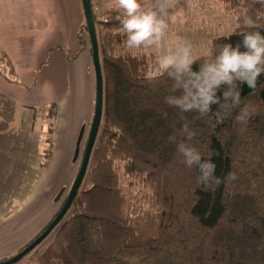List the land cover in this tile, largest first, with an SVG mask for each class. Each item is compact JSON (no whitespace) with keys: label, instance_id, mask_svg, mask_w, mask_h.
<instances>
[{"label":"trees","instance_id":"16d2710c","mask_svg":"<svg viewBox=\"0 0 264 264\" xmlns=\"http://www.w3.org/2000/svg\"><path fill=\"white\" fill-rule=\"evenodd\" d=\"M216 1L234 15L236 28L213 38L208 50L224 43L235 46L241 33L250 30L264 35V5L256 0ZM140 2L143 6L147 0ZM90 7L102 74L101 120L82 184L35 264H264V74L255 90L241 85V107L247 105L252 113L247 126L235 121L239 109L222 123L211 113H180L164 103L173 94V81L166 75L149 81L152 57L125 47L126 37L117 31L122 13L107 9L98 15L91 0ZM244 9L256 29L243 26ZM85 32L84 22L80 51ZM203 54L193 71L199 70ZM0 76L22 86L1 51ZM224 90L226 86L217 95ZM55 105L49 112L54 113ZM185 122L196 133L186 142L202 158H210L216 176L224 180L213 190L196 184L198 169L185 166L175 146L167 143ZM48 145L42 153L46 162L54 148ZM228 173L236 179H224Z\"/></svg>","mask_w":264,"mask_h":264},{"label":"crops","instance_id":"0c3cea01","mask_svg":"<svg viewBox=\"0 0 264 264\" xmlns=\"http://www.w3.org/2000/svg\"><path fill=\"white\" fill-rule=\"evenodd\" d=\"M194 1V6H191L194 11L198 4H203L206 6L202 5V11L207 12L206 20L208 17H214L217 21L221 12L215 2ZM177 2L178 0H170V5L173 6L170 7L171 15L167 19L169 27L165 45L177 37L189 42L190 38L195 50L198 47L200 50L201 35L213 33L215 29H191L190 25H186L190 24L191 20L185 12V1L178 6ZM181 8L183 14L175 15ZM84 22L81 0H0V51L6 56L22 85L10 84L0 76V184L2 189H7V195H4L3 191L0 193V217L8 220L2 225L5 228V236H13L15 239L24 235L18 229V225L23 222L18 224L14 219L21 206L20 203H14L22 196L9 194V191L17 184L20 188L16 189L29 184L31 181L28 172L42 171L39 166L38 137L31 131L32 118H36L33 109L37 110L51 102L58 104L61 114L70 92L78 84H82V81L86 82L87 88L89 86L95 89V76L92 79L88 60L91 47L88 46L89 38L84 33L81 35L84 49L80 51L79 46L80 28ZM155 52L156 57L159 50ZM74 68L80 72L79 78ZM31 86L33 88L29 91L23 88ZM91 95L88 92V98ZM70 107L74 112L76 104H71ZM78 127L79 124L75 125L73 122L61 127L59 121L58 142L55 143L54 150L61 156L65 155V159L69 157L71 150H67V146L60 147L62 131L65 132L66 143L72 144ZM31 158L33 166L28 165ZM28 237L25 241L20 240L17 246L11 249L2 250L17 251L31 239ZM1 255L0 258L6 256Z\"/></svg>","mask_w":264,"mask_h":264},{"label":"clouds","instance_id":"9594fccd","mask_svg":"<svg viewBox=\"0 0 264 264\" xmlns=\"http://www.w3.org/2000/svg\"><path fill=\"white\" fill-rule=\"evenodd\" d=\"M264 5V0H256ZM170 0H147L146 5L140 0H108L107 9H116L122 13L118 32L125 35L124 45L135 52L150 53L159 50L155 63L147 72L149 81L166 75L173 81L170 94L164 98V103L177 109L180 113L197 112L200 116L209 113L222 123L230 111L239 109L235 121L247 126L251 111L247 105L241 107V85H247L251 90L257 88L258 78L264 74V35L259 30L241 33L242 40L235 46L224 43L216 50L209 49L201 57L198 71H193V46L191 42L177 37L165 45L167 19L170 13ZM183 9H178L175 15H182ZM243 26L256 29L258 26L244 9ZM240 17H237V21ZM240 27V24H237ZM243 47V51H241ZM222 86L226 90L222 96L217 92ZM179 92V95L175 93ZM217 110L213 111L212 106ZM163 117L166 112L161 113ZM183 119V117H181ZM196 133L190 130L187 122L183 123L178 133L167 137V143L173 144L182 157V163L189 169L197 168L199 175L195 182L203 190L210 191L224 182L216 176V164L209 158H202L201 153L190 143ZM179 137H183L178 140ZM187 141V142H186ZM235 180L234 173H228L224 178Z\"/></svg>","mask_w":264,"mask_h":264},{"label":"rangeland","instance_id":"374dc122","mask_svg":"<svg viewBox=\"0 0 264 264\" xmlns=\"http://www.w3.org/2000/svg\"><path fill=\"white\" fill-rule=\"evenodd\" d=\"M92 6L94 12H96L98 15H101L104 13L107 8H105V4L108 3V0H91ZM183 0H178L176 3L177 6L182 4ZM184 5H186V14L190 17V28L193 30H204V31H210L214 30L213 33H209L208 35L202 34V47L199 50L200 47H198L197 50H195V46L193 44V40L189 38L192 46H193V58H198L201 54L206 52L208 50V45H210L213 38H216L218 36L227 35L232 33L235 28V17L230 12H226L224 10V5L219 3L216 0H211L217 4L220 10V14L217 18V21L214 20V17H208V20H206L207 12L202 11V5L198 4L197 7H195V11L191 8V6H194V0H184ZM174 4V5H176ZM173 5H170L169 7H172ZM205 6V5H203ZM206 7V6H205ZM214 14V13H213ZM188 19V18H187ZM88 37V33H84ZM89 46V44H88ZM149 56L152 57V64L155 63V50L151 51L150 53H146ZM152 54V55H151ZM89 66L91 70L92 79L94 77V70H93V63H92V54L89 52ZM71 60V59H69ZM76 70V75L80 76V72ZM73 74L75 75V71L73 70ZM17 80L18 76L15 75ZM74 82V81H73ZM94 88H90L85 81H82V84H78L77 87L70 92V96L65 104V107L63 108V111L61 114L59 113L58 104L56 103H46L48 107L42 108L39 107V112L36 114V118H32L31 123V131L32 133L36 134L38 137V148H39V155L42 156V153L46 147L49 148L48 144L54 145L58 142V135H57V129L59 121H61V127H65L68 122H73L75 125L79 124L78 132L76 137L74 138V142L72 144L66 143L64 139L65 132L62 131V135L60 136V147L67 146V150H71V153L67 159H65V155L61 154L59 155L53 148L51 158L48 162H46L42 156L39 157V166L41 173L38 172H28V175L30 176V183L27 184L24 187L20 188V185L17 184L15 188H12L11 191H9V194L16 193L17 195L22 196L20 200L14 203L16 205L17 203H20V210L17 216H15V221L19 224L20 221L23 222V224L18 225V229L22 231V234L18 238H15L13 236H5V233L3 230H5L2 225H4L5 222H8L7 218H1L0 217V254H2L0 258V262L7 261L14 256H16L18 253H20L23 249L28 247L32 241H34L37 237L40 236L43 230L51 223L54 216L58 214L60 211L62 205L64 204L68 193L70 191V188L76 178V175L79 170V166L81 163V159L83 156V152L85 149V142L87 141L90 125L93 118V111L95 106V96H94ZM88 92L92 95L90 98H88ZM69 95V94H68ZM47 96V95H46ZM52 104H56L54 108V113L52 111L49 112V107H51ZM71 104H76V109L74 112L71 110ZM64 105V104H63ZM61 107V106H60ZM44 109V110H42ZM53 110V109H51ZM50 113L52 117H48L47 113ZM53 114L55 117H53ZM61 116V117H60ZM52 124V125H51ZM48 127H52V131H47ZM84 127V140L82 141V145H80V155L77 162L73 161V155H74V149L77 137L79 135L80 130ZM61 129V128H59ZM56 130V134H55ZM48 139L49 141L45 140ZM66 143V144H65ZM64 144V145H63ZM51 151V149H50ZM30 159V163L28 165L33 166V162ZM43 160V164L41 165ZM73 161V162H72ZM20 174V173H19ZM26 184V182H25ZM86 181L83 185L84 188H86ZM2 185L0 184V193L3 191L4 195H7V189H2ZM20 190V191H19ZM2 201V200H1ZM22 205L24 207L22 208ZM7 220V221H6ZM44 224V225H43ZM17 225V224H16ZM43 226V227H42ZM10 227V226H7ZM37 232V233H36ZM57 233V229L53 231L50 236H48L47 239L43 240L41 243H39L30 253H28L26 256H24L22 259H20L18 262L14 264H35L37 261V258L44 252V250L50 245V243L53 241L55 234ZM30 235V236H29ZM25 236V237H24ZM29 236V237H28ZM31 238L26 245L22 246L20 249L14 252H4V250H9L12 247L17 246L20 240H27L26 238ZM8 254V255H7ZM9 254H11L9 256Z\"/></svg>","mask_w":264,"mask_h":264},{"label":"water","instance_id":"95a60500","mask_svg":"<svg viewBox=\"0 0 264 264\" xmlns=\"http://www.w3.org/2000/svg\"><path fill=\"white\" fill-rule=\"evenodd\" d=\"M81 5H82L85 24L88 30V37L90 41L91 54H92V63H93V70H94V76H95V106H94L93 118H92V122L90 125L85 149H84L81 163L79 166V170L70 188V191L68 193V196L64 204L62 205L58 214L51 221V223L46 227V229L40 234L39 237H37L34 241H32L30 245H28V247L23 249L20 253H18L13 258L7 261H4V262H0V264H14L18 262L28 253H30L39 243H41L53 231V229L60 223V221L63 219L68 209L70 208L77 194V191L79 190L82 184L86 171H87L90 156H91L94 144H95V140H96V136L98 133V128H99V124L101 120L103 95H102V74H101V67L99 63L96 34H95L94 24H93V20L91 16L90 0H81ZM84 131L85 129L83 127L80 130L79 135L76 140L74 155H73L74 162H77V160L79 159L80 145L84 137L83 136Z\"/></svg>","mask_w":264,"mask_h":264},{"label":"flooded vegetation","instance_id":"af4514ba","mask_svg":"<svg viewBox=\"0 0 264 264\" xmlns=\"http://www.w3.org/2000/svg\"><path fill=\"white\" fill-rule=\"evenodd\" d=\"M82 145V144H81ZM83 146V145H82ZM80 156V155H79Z\"/></svg>","mask_w":264,"mask_h":264}]
</instances>
